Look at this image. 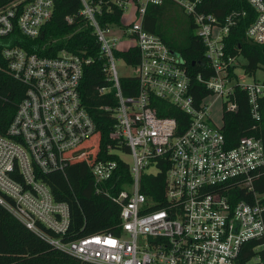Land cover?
<instances>
[{"label":"built area","instance_id":"1","mask_svg":"<svg viewBox=\"0 0 264 264\" xmlns=\"http://www.w3.org/2000/svg\"><path fill=\"white\" fill-rule=\"evenodd\" d=\"M56 1L8 0L0 6L1 57L12 76L27 87L7 134L0 135V205L54 248L89 264H238L243 246L257 241L252 263H263L264 194L256 191L255 182L264 168V145L245 136L229 148L222 126L214 124L212 108L223 99V114L236 112L238 105L231 99L238 87L247 93L253 116L260 120L264 80L240 82L239 57L229 53L227 39L248 19L246 40L264 44V0H246L249 10H233L221 21L199 10L204 0L119 1L124 13L115 27L98 21L104 0H80V15L92 28L105 73L98 93L114 102L101 107L115 120L105 158L100 156L101 134L84 104L81 86L85 68L94 59L68 49L46 57L13 45L17 29L30 40L40 36ZM166 2L191 16L204 46L212 76L197 77L210 92L200 103L192 93L186 60L144 29L148 7ZM66 21L72 25L74 19L68 16ZM132 50L138 51L137 64L119 57ZM118 59L125 61L131 75L121 76ZM124 78L136 80L135 95L125 94ZM154 99L188 116L182 132L176 119L158 115ZM113 155L118 159L111 160ZM122 155H129L131 163ZM82 162L92 172L96 194L121 207L117 235L66 239L72 227L71 207L55 199L43 177L66 176L70 166ZM123 162L130 182L123 180ZM163 167L164 188L159 181L153 183L164 194L159 200L150 198L144 185H152L150 177L161 174ZM158 205L161 208L154 209Z\"/></svg>","mask_w":264,"mask_h":264},{"label":"trees","instance_id":"2","mask_svg":"<svg viewBox=\"0 0 264 264\" xmlns=\"http://www.w3.org/2000/svg\"><path fill=\"white\" fill-rule=\"evenodd\" d=\"M8 0H0V6ZM126 0H104L103 14L98 21L103 27L120 26L124 10L117 4ZM82 3L80 0H57L52 19L43 27L38 38L30 40L22 36L17 29L13 45L24 48L30 53L46 57H56L62 50L84 55L94 59L84 71L82 82V94L84 104L94 117L98 131L101 134L100 156H105L109 135L114 128L115 120L112 114L101 110V107L109 104L107 97L98 93V87L105 85V73L103 64L99 58V48L96 39L92 35V28L80 15ZM248 9L246 0H204L199 10L209 13L223 20L233 10ZM249 10V9H248ZM171 14V25H166L164 19ZM74 19L70 25L66 18ZM250 20L244 19L238 27H235L227 39L228 51L231 55L243 57L246 64L243 66L247 76L253 77L259 70L264 71V44L257 45L246 40L245 31ZM145 31L160 36L172 49L177 51L186 60L190 74L192 75V93L197 103L210 95L206 87L197 81L199 75L206 79L212 76V71L207 67L204 58V46L194 34L195 24L191 16H188L180 7L171 2L161 6L150 5L144 18ZM119 57L129 64L139 62L138 51L132 50L122 53ZM122 86L127 96L137 93V83L134 78H124ZM27 87L17 81L8 69L7 62L0 54V135L5 136L13 122L19 105L25 98ZM112 97V94H111ZM238 105L236 112L224 111L222 132L229 148L238 145L242 137L250 136L260 139L264 145V97L259 101L260 120L257 121L252 112L249 97L245 91L236 88L231 99ZM160 117L174 118L181 127V132L190 122L188 116L169 102L154 99ZM113 146H115L113 144ZM126 152L128 149L125 147ZM100 157L99 159H103ZM115 161L117 156H110ZM123 180L130 182L128 166L123 162ZM125 169V172H124ZM152 185H144V192L150 197L159 200L164 190H157L154 180L159 181L164 188L166 179V167L157 176L150 177ZM50 186L55 199L66 202L72 211V227L66 239L75 240L83 237L111 233H119L121 207L114 201L103 195L96 194L92 172L86 163H75L67 169L66 176L62 173H52L43 177ZM117 187L120 182L115 183ZM257 192L264 194V168L260 177L255 182ZM161 208V205L154 209ZM259 242H250L243 246L238 264H264L252 263L257 256L254 251ZM264 258V255H263ZM0 264H89L80 261L41 239L23 224L16 220L4 207L0 205Z\"/></svg>","mask_w":264,"mask_h":264},{"label":"rangeland","instance_id":"3","mask_svg":"<svg viewBox=\"0 0 264 264\" xmlns=\"http://www.w3.org/2000/svg\"><path fill=\"white\" fill-rule=\"evenodd\" d=\"M131 10L129 9L127 11V13H129ZM171 14H167L165 19H164V23L166 25H171ZM195 34V32H194ZM246 64V60L243 57H239L238 59V63H237V73L239 76V80L242 83H246V84H253L255 82H262L264 80V71L263 70H259L255 76L250 77L247 76L244 72L243 66ZM117 67L120 71L121 76H126V75H131L132 74V70L129 68L125 67V61L123 59H118L117 60ZM222 104H223V99H219L215 105H213V120H214V124L218 127H221L223 125V112H222ZM97 142V140L93 141V143ZM122 158L128 162L131 163L132 159L129 155H122Z\"/></svg>","mask_w":264,"mask_h":264}]
</instances>
